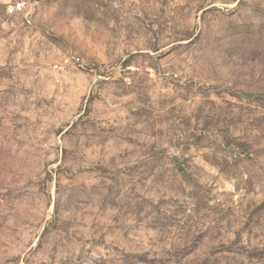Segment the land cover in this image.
I'll return each instance as SVG.
<instances>
[{"label":"rangeland","instance_id":"374dc122","mask_svg":"<svg viewBox=\"0 0 264 264\" xmlns=\"http://www.w3.org/2000/svg\"><path fill=\"white\" fill-rule=\"evenodd\" d=\"M0 264H264V0H0Z\"/></svg>","mask_w":264,"mask_h":264}]
</instances>
